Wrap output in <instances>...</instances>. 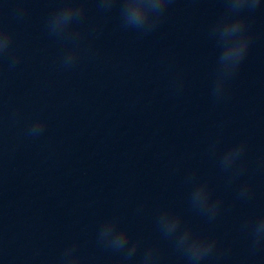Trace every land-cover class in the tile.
I'll return each mask as SVG.
<instances>
[{
	"label": "clouds",
	"instance_id": "clouds-1",
	"mask_svg": "<svg viewBox=\"0 0 264 264\" xmlns=\"http://www.w3.org/2000/svg\"><path fill=\"white\" fill-rule=\"evenodd\" d=\"M101 5L110 8L115 0H100ZM172 0H123L122 17L125 27L135 28L137 30L148 31L159 23L160 17L164 14L166 7ZM227 11L225 15L217 22L213 28V34L219 32L224 42L225 49L220 56V71L215 89V94L223 92L228 78L237 70L241 61L244 59L250 37L245 31L246 18L237 16L233 18L232 14L240 13L248 6L254 9L259 0H225ZM84 11L83 4L76 6L67 5L57 10L51 17V27L53 32L63 31L69 27L71 22L78 18ZM11 33L0 28V51L8 48L11 42ZM75 50L65 57L66 63H72L76 59ZM43 128L41 122H37L31 129L32 134H38ZM244 151V145H238L230 149L223 157L222 164L225 168L230 167ZM248 189H242L241 195H245ZM210 190L206 183H201L193 193V204L202 210H207L212 216L219 209V201L210 200ZM160 224L165 235H173L180 228L181 218L169 211H165L160 216ZM118 221L112 220L106 222L101 231V240L106 246L119 251L125 249L129 244V233L126 229L118 228ZM256 242L264 238V218L260 219L255 225ZM216 240L207 237L194 235L191 229H185L179 233L176 238V246L181 250L192 264H199L201 260L213 252L216 247ZM139 242L131 244L128 248L124 260L129 259L135 252ZM71 251V250H70ZM155 254L152 249L145 256V261H149ZM68 264H79L78 257H71Z\"/></svg>",
	"mask_w": 264,
	"mask_h": 264
}]
</instances>
